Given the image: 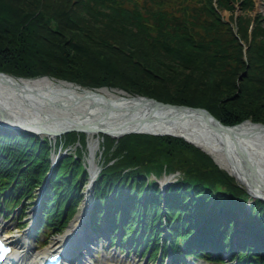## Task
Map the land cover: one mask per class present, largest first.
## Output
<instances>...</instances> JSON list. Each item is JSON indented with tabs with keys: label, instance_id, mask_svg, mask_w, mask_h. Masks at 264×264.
I'll use <instances>...</instances> for the list:
<instances>
[{
	"label": "trees",
	"instance_id": "16d2710c",
	"mask_svg": "<svg viewBox=\"0 0 264 264\" xmlns=\"http://www.w3.org/2000/svg\"><path fill=\"white\" fill-rule=\"evenodd\" d=\"M143 2L0 0V71L204 107L226 125L264 123V13L256 0ZM100 137L89 220L94 230L103 223L112 246L124 250L129 239L151 263L169 247L177 264L182 253L213 260L219 248L231 264H264V202L210 155L172 135ZM58 146L67 152L43 184ZM86 152L84 132L52 143L0 125V214L8 218L43 184L35 238L61 232L82 198ZM175 172L161 191L156 178Z\"/></svg>",
	"mask_w": 264,
	"mask_h": 264
},
{
	"label": "water",
	"instance_id": "95a60500",
	"mask_svg": "<svg viewBox=\"0 0 264 264\" xmlns=\"http://www.w3.org/2000/svg\"><path fill=\"white\" fill-rule=\"evenodd\" d=\"M225 13H227V11H224V14ZM244 73L245 72L242 74ZM0 77H11L21 80L48 78L81 86L73 81L53 78L48 75L37 78H24L14 77L11 74L0 71ZM240 77L241 76H239V78ZM83 88L86 89L87 93L75 97L67 94L58 97L61 93H53L46 87L26 88L25 93L33 98V100H24L21 105L12 103L10 107H13L14 110L11 109L9 105H5L1 102L0 124L14 128H22L34 134L48 136L51 139L70 131L84 132L86 134V146L89 156L87 160L89 174L87 183L85 184V193L87 189L90 191L95 176L100 169L94 162L92 150L93 148L99 147V142L101 140L99 134L101 133L107 134L115 139L129 133L172 135L181 137L187 142L197 146L180 134L172 132L170 127L171 124L180 120L176 115L177 112H188L187 114L193 115L196 119L202 121L214 130L226 131L233 137H238L240 135L236 134L233 128L241 122L234 125L223 124L204 107L163 102L146 95L130 94L123 89H119L122 95L117 96V98L110 100L106 99L100 102L97 99H88V95L97 94L94 90L102 87L94 89L87 87ZM14 106L19 107V110L15 111L16 109ZM243 121H249L254 125H258L260 129H264V123L253 122L250 119H245ZM245 137L248 138L249 135H245ZM229 144L232 145L234 153L238 157L239 170L243 180H238L235 176L234 177L244 186L251 197L264 201V180L262 176L259 175L258 167L253 162V159H255L254 156L233 142H229ZM200 149L203 150L202 148ZM214 162L217 163L215 160ZM91 164L94 166V170L91 169ZM218 166L221 167L219 164ZM169 177L171 176H167L164 179V183L169 181Z\"/></svg>",
	"mask_w": 264,
	"mask_h": 264
},
{
	"label": "bare ground",
	"instance_id": "6f19581e",
	"mask_svg": "<svg viewBox=\"0 0 264 264\" xmlns=\"http://www.w3.org/2000/svg\"><path fill=\"white\" fill-rule=\"evenodd\" d=\"M43 88L46 87L53 93H61L59 96H65L63 94L71 96H81L87 93L86 89L82 86H77L74 84L65 83L62 81L48 79V78H38L34 80H21L13 79L11 77H0V103L11 106L12 103L21 105L22 101L28 100L32 101L28 94L25 93L26 88ZM97 94H89L88 99H97L100 102L106 99H114L117 96L122 95L119 89H109L102 87L100 89L94 90ZM56 96V95H55ZM15 111L19 110V107L14 106ZM14 110L13 107H10ZM95 111V110H94ZM188 112H177L176 115L180 119L179 121L171 124L172 132L180 134L187 140L196 144L204 151H206L214 160L230 174L235 176L238 180H243L240 170L238 157L234 153V149L229 142H233L248 151L254 156V164L258 167L259 175L262 176L264 180V129H260L258 125H254L249 121H243L239 125L233 128L236 134H240L238 137H233L226 131L214 130L208 125L199 121L193 115L187 114ZM249 135V137H245ZM94 153V148L92 154ZM258 155V156H257ZM259 157V158H258ZM91 169L94 170V166L91 164ZM79 211V210H78ZM77 211V212H78ZM83 207L81 210L73 216L69 221V224L63 234L53 238L47 248L43 251H34L32 244L25 238L24 233L17 235H12L10 233H4L3 237L13 243V248L8 255L9 257H15L22 264H31L38 260V258L46 255L49 251L60 250L68 246L67 238L70 237L77 227L83 223ZM0 225V229H1ZM79 238H74L73 243H78ZM69 250V248H68ZM79 253V255L87 254L85 249H76L74 256ZM82 255V256H83ZM86 260V257L84 258ZM64 263V261H62ZM98 264H121L116 263L113 259H107L103 257Z\"/></svg>",
	"mask_w": 264,
	"mask_h": 264
},
{
	"label": "rangeland",
	"instance_id": "374dc122",
	"mask_svg": "<svg viewBox=\"0 0 264 264\" xmlns=\"http://www.w3.org/2000/svg\"><path fill=\"white\" fill-rule=\"evenodd\" d=\"M133 2H135L136 4L138 3L140 5L144 4L143 0H132V4H133ZM128 3L131 4L130 2H128ZM256 10L264 13V0H256ZM98 149H99L98 147H96L94 149L93 159H94V162L99 165V163H98L99 150ZM87 153H88V151H87ZM88 157L89 156L87 154H85L84 159L86 162H87ZM36 192L33 194L35 196L34 198H32V199L27 198V199L23 200L24 203L22 206L26 207V208L24 210L21 209L18 212L19 215L21 214L23 216L21 220L18 221L17 218H14V217H11V218L5 220L0 216V225L2 226L1 232H3V234L4 233H10L12 235H17V234H21L22 232L26 231V228H25V230H23V228H24V226H26L27 223H31V221H29V220L31 218L32 210L34 208L32 201L37 198ZM89 201H90V197H89V193H87V199L85 200L84 203H82L80 205V209L85 206V209L83 211V215H84L83 218L84 219H85L87 211H88V206L90 203ZM65 229H64V231H65ZM50 231L51 230L47 229L46 232L44 233V235L39 236L40 238L38 239L37 242L33 241V239L31 237L29 238V237H26L25 235L24 236L32 244L34 251H43L47 248V246L49 245L50 241L53 238L63 234V232H64V231L62 233L60 232L61 234L60 233L59 234L58 233L53 234L50 237H48L47 235H49V233H51ZM44 236H47V237H44ZM101 241H102V239H101ZM101 241H98V242H101ZM103 243H104V246L102 248H100L99 251H96V249H95L94 251H91L90 254H92V255H88V254L85 255L87 264H98V262L103 257H106L108 260L112 258L113 261H115L116 263H121V264H148L147 262H145V263L142 262V260L139 257L134 256L132 254L130 256H128L127 258L123 259V255H124L123 253L121 255H117L116 254L117 251L114 248H112V247L108 248V247H106V243L104 241H103ZM98 245L100 246V243L95 245L96 248ZM92 247H94V245ZM101 249H102V251H101ZM101 252H102V254H101ZM113 253H114V255L112 256ZM196 264H230V260L225 259L224 263H218V262L204 263L200 260V262L196 263Z\"/></svg>",
	"mask_w": 264,
	"mask_h": 264
}]
</instances>
